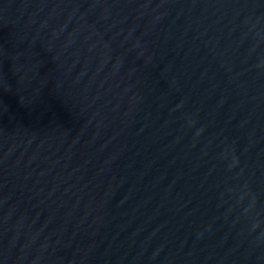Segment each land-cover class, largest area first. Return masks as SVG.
<instances>
[{"label":"water","instance_id":"1","mask_svg":"<svg viewBox=\"0 0 264 264\" xmlns=\"http://www.w3.org/2000/svg\"><path fill=\"white\" fill-rule=\"evenodd\" d=\"M0 264H264V0H0Z\"/></svg>","mask_w":264,"mask_h":264}]
</instances>
